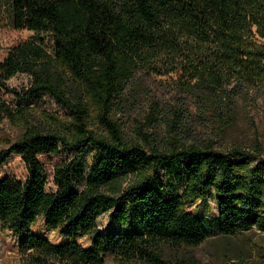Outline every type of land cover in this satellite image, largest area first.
Here are the masks:
<instances>
[{"label": "trees", "instance_id": "trees-1", "mask_svg": "<svg viewBox=\"0 0 264 264\" xmlns=\"http://www.w3.org/2000/svg\"><path fill=\"white\" fill-rule=\"evenodd\" d=\"M260 1L11 0L12 29L43 34L46 41L38 37L9 50L0 62V90L19 103V111L48 96L71 120L28 123L0 150V168L15 155L27 172L24 181L0 178V222L19 238L21 252L39 264H105L108 256L121 264H203L179 251L205 243L210 227L223 239L264 233L259 145L222 151L211 141L195 143L182 135L187 128L181 108L158 119L164 136L138 130L141 143L125 141L108 118L124 100L133 73L162 58L197 70L195 89L202 97L219 82L210 75L215 70L238 71L245 80L264 74V52L244 43L251 26L264 24ZM16 75L29 78L26 90L7 87ZM242 98L237 84L220 101L232 111ZM90 102L102 112L105 133L90 128ZM12 117L0 99V123ZM61 151L73 158L54 167L55 190L48 192L38 157ZM89 152L91 163L81 165ZM209 197L216 217L207 224L188 208ZM104 215L115 232L98 230ZM39 220L65 243L31 233ZM80 236L91 238L89 248L76 242ZM164 247L174 254L166 255Z\"/></svg>", "mask_w": 264, "mask_h": 264}, {"label": "rangeland", "instance_id": "rangeland-1", "mask_svg": "<svg viewBox=\"0 0 264 264\" xmlns=\"http://www.w3.org/2000/svg\"><path fill=\"white\" fill-rule=\"evenodd\" d=\"M264 7V0L260 1ZM264 18V17H263ZM245 36V48L264 52V24L253 25ZM46 36L27 30H13L11 27V0H0V62L4 60L9 50L17 44ZM48 45V43H47ZM197 70L187 66V63L162 58L151 65L142 66L133 73V81L123 94L121 105L117 106L109 121L121 131L125 141L137 140L141 143L137 132L164 136L166 127L161 125L159 118L169 115L168 110L182 109L186 116V128L182 134L195 143L211 141L219 150H227L232 146L244 148L259 145L264 151V74L257 72L246 75L250 80L243 79L240 72L223 73L215 70L211 76L219 77V82L212 92L198 96L196 92ZM241 85L245 98L238 99L232 111H228L220 101L225 91H231L236 85ZM7 87L18 92L29 87V78L16 75L6 83ZM0 99L12 110L13 117L0 123V150L7 149L23 133L28 123L49 125L54 120L69 123L71 120L66 112L59 108L48 96H40L24 105L19 111V103L9 94L0 90ZM90 128L93 131L105 133L100 124L102 112L94 103H89ZM157 122H152V119ZM151 124L154 126L151 127ZM150 143V142H149ZM92 152L87 153L81 165L91 163ZM73 155L61 151L58 155L39 156L38 161L46 175V191L55 190L52 183L54 167ZM27 172L21 158L12 155L0 168V178L12 177L24 181ZM166 182L167 180H163ZM170 186L180 192L175 182ZM188 211L204 219L207 224L216 217V204L209 197L198 201L188 208ZM98 230L103 233L116 231L104 215L98 220ZM52 244H64L57 233L48 231L41 220L30 230ZM208 240L198 247L183 248L181 255H192L203 264H264V233L251 230L242 235L223 239L217 235L213 227L209 228ZM91 238L80 236L76 242L83 248L90 247ZM166 255L174 253L164 247ZM0 264H39L30 253H23L19 248V238L14 236L0 222ZM47 264H57L53 261ZM105 264H121L113 257H106Z\"/></svg>", "mask_w": 264, "mask_h": 264}]
</instances>
